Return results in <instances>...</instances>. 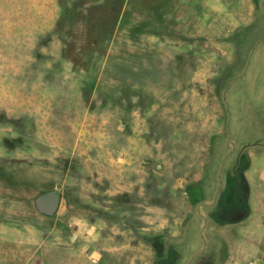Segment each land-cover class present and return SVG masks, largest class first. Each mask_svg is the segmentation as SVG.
Listing matches in <instances>:
<instances>
[{"label": "rangeland", "instance_id": "374dc122", "mask_svg": "<svg viewBox=\"0 0 264 264\" xmlns=\"http://www.w3.org/2000/svg\"><path fill=\"white\" fill-rule=\"evenodd\" d=\"M0 264H264V0H0Z\"/></svg>", "mask_w": 264, "mask_h": 264}, {"label": "water", "instance_id": "95a60500", "mask_svg": "<svg viewBox=\"0 0 264 264\" xmlns=\"http://www.w3.org/2000/svg\"><path fill=\"white\" fill-rule=\"evenodd\" d=\"M59 188L60 185H57L56 190H49L35 197L34 206L38 213L51 217L57 212L60 202V196L57 192Z\"/></svg>", "mask_w": 264, "mask_h": 264}]
</instances>
